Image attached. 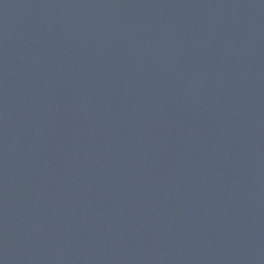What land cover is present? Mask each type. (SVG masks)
I'll return each mask as SVG.
<instances>
[{
    "label": "water",
    "instance_id": "water-1",
    "mask_svg": "<svg viewBox=\"0 0 264 264\" xmlns=\"http://www.w3.org/2000/svg\"><path fill=\"white\" fill-rule=\"evenodd\" d=\"M0 264H264V0H0Z\"/></svg>",
    "mask_w": 264,
    "mask_h": 264
}]
</instances>
